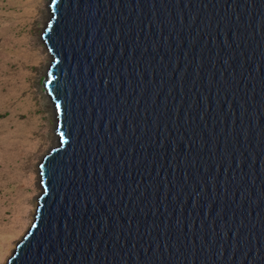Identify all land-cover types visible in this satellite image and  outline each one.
<instances>
[{"label":"water","instance_id":"95a60500","mask_svg":"<svg viewBox=\"0 0 264 264\" xmlns=\"http://www.w3.org/2000/svg\"><path fill=\"white\" fill-rule=\"evenodd\" d=\"M55 143L5 264H264V0H49Z\"/></svg>","mask_w":264,"mask_h":264},{"label":"rangeland","instance_id":"374dc122","mask_svg":"<svg viewBox=\"0 0 264 264\" xmlns=\"http://www.w3.org/2000/svg\"><path fill=\"white\" fill-rule=\"evenodd\" d=\"M47 1L0 0V264L32 222L36 164L56 140L39 39Z\"/></svg>","mask_w":264,"mask_h":264},{"label":"bare ground","instance_id":"6f19581e","mask_svg":"<svg viewBox=\"0 0 264 264\" xmlns=\"http://www.w3.org/2000/svg\"><path fill=\"white\" fill-rule=\"evenodd\" d=\"M47 12H48V16L46 15V17H47V20H45V22H44V27H45V24H46V22L48 21V19H49V15H50V12H49V0L47 1ZM43 31V30H42ZM41 33V32H40ZM40 33H39V39L41 40V42L43 43V45L45 46V50L48 52V54H49V56H50V58H51V54H50V52H49V50H48V48H47V46H46V44L44 43V41H43V38H42V33H41V36H40ZM51 60V59H50ZM48 65H49V63H48ZM48 65H47V67H46V70H45V72L44 73H46V71H47V69H48ZM45 96L46 97H48V95H47V93L45 92ZM48 99H49V97H48ZM50 106L52 107V105H51V103H50ZM53 116H54V125H53V132H54V134H55V126H56V118H55V114L53 113ZM55 137H56V135H55ZM38 164H39V162L36 164V172H37V175H38ZM38 177V182H36L37 184L39 183V175L37 176ZM38 186H40V184H38ZM40 188V187H39ZM39 195V194H38ZM38 197V196H37ZM37 197H35L34 198V202H35V209H36V206H37ZM35 209H34V213H35ZM34 213H33V215H34ZM32 219H33V217H32ZM17 242V241H16ZM15 242V243H16ZM14 246H15V244H14ZM14 249V248H13ZM7 259V258H6ZM6 261V260H5Z\"/></svg>","mask_w":264,"mask_h":264}]
</instances>
